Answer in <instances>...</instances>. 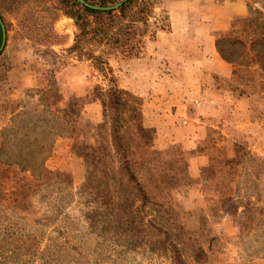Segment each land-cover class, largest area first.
<instances>
[{"label":"rangeland","instance_id":"1","mask_svg":"<svg viewBox=\"0 0 264 264\" xmlns=\"http://www.w3.org/2000/svg\"><path fill=\"white\" fill-rule=\"evenodd\" d=\"M63 1L0 0V264H264V70L216 47L264 0H135L86 35Z\"/></svg>","mask_w":264,"mask_h":264},{"label":"trees","instance_id":"2","mask_svg":"<svg viewBox=\"0 0 264 264\" xmlns=\"http://www.w3.org/2000/svg\"><path fill=\"white\" fill-rule=\"evenodd\" d=\"M86 3L90 4L91 6H97V7H108L111 5H115L118 2L122 0H84ZM135 0H129L126 4H124L121 9L119 10L120 12L125 11V9L131 5ZM63 5L65 8V14L68 15L69 17L73 18L76 22L77 27L79 30L83 33V35H86V31L89 28V22H88V17L89 16H102V15H110L113 12H103L101 10H94L90 7H87L81 3H79L76 0H64ZM3 42V29L0 24V48L2 46ZM79 47V41H77V44L73 47V49H77ZM216 47L218 52L220 53L221 57L223 60H225L227 63L236 65L238 62H240L245 54H252L253 58H257V61L260 62L263 66L264 70V49L260 50V48H264V33H255L252 37L248 39H240V38H233L231 33L222 35L217 41H216ZM238 48L239 53L236 55V52L233 50H230L229 48ZM240 48V49H239ZM89 58L93 61H95L96 64L99 66L104 67L108 66V63L105 62L101 56H96V55H89ZM89 59V60H90ZM4 141H7V138L4 137ZM30 146H32V143L28 141ZM6 153V145H3V148L0 151V164L3 163L2 161V155ZM30 158V157H28ZM46 159V158H45ZM16 164H18L21 167H25L24 163L22 161H15ZM42 165V163H40ZM39 165V166H40ZM28 167H25V170L28 171L30 169H27ZM126 168L129 171V164H126ZM133 177V175H132ZM140 186V185H139ZM141 193V197L143 200H146L147 195L143 191V189H139Z\"/></svg>","mask_w":264,"mask_h":264},{"label":"crops","instance_id":"3","mask_svg":"<svg viewBox=\"0 0 264 264\" xmlns=\"http://www.w3.org/2000/svg\"><path fill=\"white\" fill-rule=\"evenodd\" d=\"M180 46H182V45H180ZM158 58L159 57H157V55H153V57H150V54H149V57H147L145 59H139L140 62H145V64H147V66L145 64L142 65L143 67H141V69H139V71L140 70H151V72H152V73H149L148 75L144 76V78L154 77V76L155 77H157V76L159 77V74L163 73V71H161V66H163L161 63H162L163 59H161V58L158 59ZM189 60H193V62H199V61L201 62V57L199 56V57H196V58H192V57L184 56V57H180L179 58V62L180 61H185L186 62V61H189ZM148 63H149V65H148ZM144 66H146V67H144ZM176 67H177V65L175 64L174 68H176ZM171 71H172V69H171ZM132 91L134 93H136V94H140V93L144 92V89H140L139 90L137 88H134ZM214 107H215V109H218L217 105L214 106Z\"/></svg>","mask_w":264,"mask_h":264},{"label":"water","instance_id":"4","mask_svg":"<svg viewBox=\"0 0 264 264\" xmlns=\"http://www.w3.org/2000/svg\"><path fill=\"white\" fill-rule=\"evenodd\" d=\"M80 3H82L83 5L90 7L94 10H101V11H113V10H117L119 8H121L126 2H128L129 0H123L122 2L118 3L117 5L111 6V7H97V6H91L90 4L86 3L84 0H76ZM0 24L2 26L3 29V42H2V46L0 48V55L3 52L5 45H6V39H7V35H6V30H5V26L0 18Z\"/></svg>","mask_w":264,"mask_h":264}]
</instances>
